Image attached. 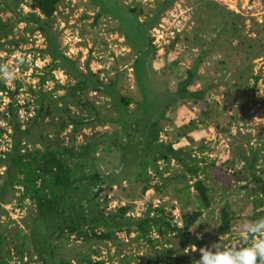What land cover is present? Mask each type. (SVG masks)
Segmentation results:
<instances>
[{
	"label": "rangeland",
	"instance_id": "374dc122",
	"mask_svg": "<svg viewBox=\"0 0 264 264\" xmlns=\"http://www.w3.org/2000/svg\"><path fill=\"white\" fill-rule=\"evenodd\" d=\"M115 1L125 9L119 12L109 4V10L118 19L103 16L96 20L99 8L92 0H66L56 13L54 29L61 34V48L68 58L78 61L82 68L89 61L90 69L104 84L118 76L121 94L140 99L132 67L135 55L148 50L149 45L141 44L147 36L137 19L145 22L154 14L158 3L163 4L167 0ZM31 5V0H0V20L5 25V32L0 31V66L12 73V79L0 80L15 92V100L22 106L18 112L22 130L34 126L31 142L27 145L31 148L42 130L51 134L57 147L73 148L74 152L85 144L96 143L99 148L96 155L99 158L98 171L107 176L119 168L120 157L119 152L108 148L106 138L109 136L113 141L115 136L125 137L120 127L115 133L110 124L96 125L94 121L93 113L100 111L96 107L99 104L102 106L103 102L109 103V100L91 94L85 108L82 105L70 106V115L77 121L90 119V123L78 127L79 132L73 129V124L62 112H56L54 122L57 126L64 121L68 124L65 130L46 127L49 123L47 118L38 126L28 122L37 109L38 96L35 94L38 95L40 90L41 77L36 76H49L48 69L42 70L48 66L49 60L35 59V51L44 49V38L35 30V24L23 22L29 13L34 12ZM132 10L134 17L130 16ZM148 35L157 50L152 62V72L158 77L157 90L163 86L159 81L165 66H170L182 78H186L188 70L198 66L190 91L203 92L202 100L198 104L183 101L169 109L160 137L165 144L172 145L176 150L182 149L180 157L198 168L197 179L203 181L210 191L211 207L203 211L191 233L204 239L206 247L218 242L222 247L242 245L243 242L238 239V225L245 220L255 221L252 217L256 214L254 201L259 184L255 182L254 175L264 179V0H176ZM54 74L58 84H67L62 72ZM173 78V75L169 77L172 91L176 90L178 83L172 81ZM255 78H259L258 82ZM54 87L55 83L47 82L43 92L54 90L52 92L58 99L65 94V90H55ZM80 100L81 104L86 103L84 97ZM9 102L10 98L0 93V157L12 146V131L8 128L7 133H1V130L4 132L7 129L4 115ZM87 107L92 110L88 111ZM135 107L134 103L130 110ZM107 110L101 109V117L105 114L111 118L117 116L116 112ZM254 156L258 164L251 168L248 162ZM158 164L164 171V178L169 179L164 188H161L159 177L151 171V184L159 185L160 190L153 188L144 192L141 183L129 185L127 182L112 190L104 187L106 190L101 194L100 201L106 208V214H115L120 208L128 206L126 218H143L146 212L163 208L165 214H171L173 222L180 227L183 215L199 210L198 193L192 187L197 180L194 173L177 160ZM166 169L169 174L165 173ZM4 172L5 168L0 167V177H5ZM2 182L0 178V186ZM186 183L189 189H185ZM4 208L8 214L2 216L1 223L3 229H7L4 234L12 250L10 264H21L13 248L22 243V264H37L33 252L35 245L29 229L24 225L28 215L33 213L34 205L27 201L20 209L17 200H14ZM222 210L230 214L231 230L226 236L219 237L217 229L222 224ZM15 233L21 235L23 241H15ZM118 236L127 245L122 247V256L117 257L115 249L109 246L111 250L101 249L100 257L95 260H104L107 264H147L151 260V264H156L158 250H171V259L160 264H195L200 256L195 248L181 250L174 235L168 237L167 244L161 242L156 252L142 239L137 240V234H132L130 238L123 233ZM78 244L81 245V242ZM124 257L128 259L126 263H122Z\"/></svg>",
	"mask_w": 264,
	"mask_h": 264
},
{
	"label": "trees",
	"instance_id": "16d2710c",
	"mask_svg": "<svg viewBox=\"0 0 264 264\" xmlns=\"http://www.w3.org/2000/svg\"><path fill=\"white\" fill-rule=\"evenodd\" d=\"M31 1V7L35 6V10L29 13L23 22L35 24V30L44 38V49L35 51V59L39 57L49 60L48 66L42 68V70L48 69L49 76L48 79L36 76L41 77L38 95L29 90L38 97L36 98L37 109L34 110L35 116L28 122L38 126L47 118L49 123L46 127L53 126L58 130H65L68 124L64 121L57 126L54 122L56 112H62L73 124V129L78 131V127L87 125L90 119L81 118L77 121L70 115V106L82 105L85 108L90 95L96 94L110 101L103 102L102 106L99 104L96 107L100 110L99 112L95 110V105L93 106L96 125L108 123L115 128V133L119 132L118 127H120L125 137L115 136L113 141H110L109 136L106 138L108 148L119 152L120 157L119 168L107 176H103L98 171L99 158L96 155L99 148L96 143L85 144L74 152L73 148L57 147L51 134L42 130L37 142H33L32 147L29 148L27 142H31L33 136L31 131L34 130V126L22 130L18 116L22 106L17 104L15 92L10 91L5 82L0 80V93L8 96L11 101L4 115L7 129L4 132L1 130V133H7L8 128L12 131L11 150L0 157V167L5 168L3 174L5 177H0L3 179L0 186V264H10L13 260L8 237L4 234L7 229H3L1 218L8 214L4 206L11 204L14 200H17L20 209L24 208L27 201L34 205V211L28 215L24 225L29 229L33 239L32 242L35 245L33 252L37 258V264H107L104 260H95V258L100 257L101 249L111 250L109 246L115 249L117 257L122 256V247L127 245L119 238V233L125 234L128 238L132 234H137L136 239L145 241L155 252L161 242L168 243V237L171 235H174L183 251L206 247V241L193 236L191 229L202 217L203 211L211 207L209 188L203 181L197 179L198 168L189 165L180 157L182 149L176 150L160 139L165 129L169 109L183 101H193L198 104V101L203 98V92L190 91L198 71L197 65L185 73L186 78H182L171 70L170 66H165L161 70L159 81L163 86L159 90L156 89L158 77L155 72H152V62L157 50L155 46H152L148 32L159 25L163 14L173 6L176 0L158 3L154 14L145 22L135 17L146 31L147 37L141 41V44L149 45L148 50L135 55L136 59L132 67L140 99H132L121 94L118 88V76L115 75L110 83L104 84L103 80L90 69L89 61L86 62L85 68H82L78 61L66 56L60 44L61 34L54 29L56 13L66 0ZM92 1L94 6L99 8L96 20L103 16L118 19L115 13L109 10V4L119 12L125 11L115 0ZM131 13L130 16H133L134 11L132 10ZM0 26H2L0 31L5 32L3 30L5 25L1 20ZM127 40L130 42L129 39ZM57 71L66 76L68 81L66 85L61 86L56 82L54 73ZM171 75L174 76L172 81L178 82L174 91L169 86ZM255 80L258 82L259 78ZM47 82L55 83L54 89L65 90V94L58 99L52 92L54 90L44 93L43 87ZM81 97H84L85 104L80 103ZM134 103L136 107L130 110ZM108 104H110L109 108H107ZM92 109L87 107L88 111ZM101 109L102 111L108 109L107 112L114 111L117 116L111 118L109 114H105L101 117L103 115ZM171 160H177L190 173H194L197 179L192 187L198 193L201 206L196 212L183 215L182 226L175 224L172 215L165 214L163 208L146 212L143 218H126L128 206L120 208L115 214H106V208L100 201L101 194L106 190L104 187L112 190L113 187H120L127 182L129 185L141 183L144 192L153 188L160 190L166 186L169 179L164 178V171L160 170L158 163L169 164ZM248 164L254 168L258 164L257 157L254 156ZM88 169H91L90 174H87ZM150 171L159 177L161 188L159 185L151 184ZM165 173L169 174L167 169ZM254 180L259 184L258 195L254 201L256 214L252 217L256 220L264 217V179L254 175ZM189 188V184L186 183L185 189ZM221 217L222 224L217 229L219 237L229 234L232 221L226 210H222ZM155 235L157 238L154 237ZM15 239V241H23L24 238L15 233ZM78 242H81V245ZM13 249L22 264L24 244L14 246ZM157 253L159 260L156 264L168 262L173 254L171 250L165 252L158 250ZM127 261L126 257L122 259V263ZM147 264H151V260Z\"/></svg>",
	"mask_w": 264,
	"mask_h": 264
},
{
	"label": "clouds",
	"instance_id": "9594fccd",
	"mask_svg": "<svg viewBox=\"0 0 264 264\" xmlns=\"http://www.w3.org/2000/svg\"><path fill=\"white\" fill-rule=\"evenodd\" d=\"M0 69H3L0 78L12 79L7 68L0 66ZM237 233L242 245L222 247L218 242L201 247L195 264H264V217L243 221L238 225Z\"/></svg>",
	"mask_w": 264,
	"mask_h": 264
},
{
	"label": "water",
	"instance_id": "95a60500",
	"mask_svg": "<svg viewBox=\"0 0 264 264\" xmlns=\"http://www.w3.org/2000/svg\"><path fill=\"white\" fill-rule=\"evenodd\" d=\"M31 10H33V11H34V10H35V6H32V7H31Z\"/></svg>",
	"mask_w": 264,
	"mask_h": 264
}]
</instances>
